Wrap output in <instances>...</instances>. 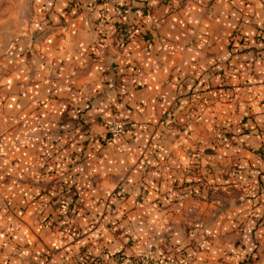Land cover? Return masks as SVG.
I'll return each instance as SVG.
<instances>
[{
    "label": "crops",
    "instance_id": "obj_1",
    "mask_svg": "<svg viewBox=\"0 0 264 264\" xmlns=\"http://www.w3.org/2000/svg\"><path fill=\"white\" fill-rule=\"evenodd\" d=\"M120 1L122 16L112 2L47 0L32 58L1 69L0 264H53L43 253L69 241L113 253L116 229H134L137 249H179L182 206L194 201L180 187L188 165L199 156L202 168L221 167L227 155L264 172V0ZM111 119L124 131L111 134ZM217 134L227 142L203 153ZM71 185L81 205L68 226L80 237L66 240L48 222ZM115 202L126 207L125 230L107 211ZM242 229L222 230L215 255L186 253L193 264H241L253 252L251 264H264V224L255 241L233 243Z\"/></svg>",
    "mask_w": 264,
    "mask_h": 264
},
{
    "label": "rangeland",
    "instance_id": "obj_2",
    "mask_svg": "<svg viewBox=\"0 0 264 264\" xmlns=\"http://www.w3.org/2000/svg\"><path fill=\"white\" fill-rule=\"evenodd\" d=\"M46 2L47 0H0V77L1 69L9 70L19 60L27 64L26 62L32 58L31 54L35 51L33 46L37 42L35 37L43 32L40 29L42 24L39 26L38 21L44 22L47 19L44 7ZM259 38L261 37L259 36ZM39 60L38 56L37 61L40 62ZM224 128H226L225 125L220 129L224 130ZM226 142L227 139L222 134H217L215 138L210 139L206 147H204L206 142L203 143L199 140V143L204 144L201 149L203 153H212L217 146H222ZM224 156L227 157V155ZM225 158L218 160V162H222L221 167L207 163L206 168H202L198 156V161L193 162L196 165L194 167L188 165L187 170L181 176L180 187H186V197H193L192 200L195 202L192 201L191 204L182 206L184 209L183 212L181 211V220L183 219L181 223L184 226H182V232L185 233L184 237L187 239L179 244L181 245L179 249H176L177 247L164 251L151 248L137 249L136 240L140 236L136 237L132 233L134 229H131V232L123 230L121 232L116 229L113 232L117 236L119 234L122 247L113 253L90 255L85 253L86 248L84 249L88 244H85L84 247L81 246V250H79L77 246L66 247L65 245L76 242L69 241L63 246L54 247V250L44 252L42 258L51 260L53 264H84V256H94L95 259L99 257L103 260L102 262L98 260L97 264H193L195 258L192 253H186L185 247L192 245L197 250L210 248V253L215 255L218 252L214 246L221 247L218 234H223L222 230L224 231L226 227L243 228L242 231L247 233L246 238L241 235L240 240L233 242L235 244L255 241L253 230L257 225L264 224V182H259L260 174H264V172L257 173L251 169L247 170L234 163L226 164ZM197 164L200 165L197 166ZM67 189L73 196L72 201H69L65 208L61 206L62 204L55 203L54 214L56 216L49 219L48 223L50 227L56 225V229L61 231L59 232L61 238L66 240L72 238L71 240H73L80 237L79 230L68 225L74 221L72 219L76 215V207L81 204L76 201L77 195L74 194L73 185ZM120 195L122 193L116 192V197H120ZM118 204L117 202L111 203V206L114 209ZM118 206L116 211L107 206V211L111 212L114 219L121 223L119 228L124 229L126 225H122L121 218L125 215L123 210L125 211L126 207L123 204ZM56 220H60V223ZM191 229L192 231H190ZM190 232L193 234L191 238L189 237ZM194 232L197 233V236L194 235ZM64 247L65 251L61 252L59 249ZM157 247L155 245L154 249ZM103 248L105 246L102 247V250ZM224 248L221 247L218 250L221 251ZM252 253H248L241 264H251L254 260ZM211 258L214 261L222 259L213 256ZM1 259L3 260L1 263L5 264L6 261V264H9L8 258L1 257Z\"/></svg>",
    "mask_w": 264,
    "mask_h": 264
},
{
    "label": "built area",
    "instance_id": "obj_3",
    "mask_svg": "<svg viewBox=\"0 0 264 264\" xmlns=\"http://www.w3.org/2000/svg\"><path fill=\"white\" fill-rule=\"evenodd\" d=\"M102 3H106V2H112L113 6V13L115 15L118 16H122L123 15V10H122V4L120 0H101ZM138 10V9H137ZM109 13L107 11L106 8H102L99 11V15H98V23L101 25H104L107 23V21L109 20ZM125 23V22H123ZM136 28L132 25L129 27V29L127 30V38H131L132 36H134L136 34ZM107 129L111 134H118L124 131L125 129V123L119 119H111L108 121L107 123Z\"/></svg>",
    "mask_w": 264,
    "mask_h": 264
},
{
    "label": "trees",
    "instance_id": "obj_4",
    "mask_svg": "<svg viewBox=\"0 0 264 264\" xmlns=\"http://www.w3.org/2000/svg\"><path fill=\"white\" fill-rule=\"evenodd\" d=\"M118 25H121V24L119 23ZM56 221H58L60 223V220H56ZM98 260H99V262H102L103 261L102 259H99V257H97V259H95L94 256H84V260L83 261H84V264H97L98 263ZM6 263L7 262L5 261V264ZM1 264H4V263H1Z\"/></svg>",
    "mask_w": 264,
    "mask_h": 264
}]
</instances>
